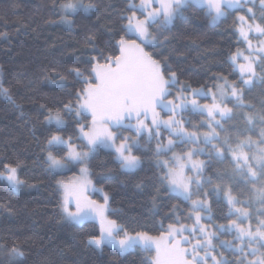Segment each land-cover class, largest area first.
Returning <instances> with one entry per match:
<instances>
[{
	"label": "trees",
	"instance_id": "1",
	"mask_svg": "<svg viewBox=\"0 0 264 264\" xmlns=\"http://www.w3.org/2000/svg\"><path fill=\"white\" fill-rule=\"evenodd\" d=\"M83 1L95 7L88 14L69 16L71 27H65L58 21L64 16L60 5L66 0H0V83L10 97L0 96V172H5L6 165L16 167L23 182L13 189L0 180V264H153V252L140 246L120 253L107 244L100 249L88 244L90 237L99 235V224L68 223L60 207L59 182L75 176L76 171L55 173L45 159L47 140L52 135L83 148L78 139L79 120L64 105L71 103L75 109V93L86 86L83 81L90 77L95 62L104 63L106 57L119 55L117 42L121 36L127 39L130 35L124 31L125 17L133 12L139 19L144 16L130 7L141 0ZM240 14L244 9L227 11L213 24L206 9L190 4L167 28L152 24L150 34L156 43L145 46L161 61L165 76L175 73L178 84L187 89L215 88L225 77L242 89L245 106L234 107L229 138L224 136L219 141L222 145L228 140L233 148L250 134L257 139L264 127L257 121L249 130L251 126L244 119L245 114L264 115V79L252 88L245 87L230 60L244 47L237 33ZM76 70L82 73L80 77ZM50 113H59L66 124L59 128L48 125L45 117ZM185 114L196 120L206 117ZM82 121L88 123L89 118L83 116ZM186 127L192 130L191 125ZM154 151L137 150L141 165L126 172L120 169L113 152L99 150L90 157L88 168L95 185L109 195L110 219L132 234L146 232L155 237L178 218L190 220L191 206L162 182L166 171L156 164ZM203 160L207 165L204 176L212 179L207 189L212 224L227 225L236 218L229 215L228 204L212 193L216 185L230 187L241 201L240 207L264 219L258 215L261 205L251 199L252 186L240 175H233L230 153L223 160L211 155L203 156ZM234 235L221 233L228 238ZM15 247L24 252L23 258L10 255ZM224 252L229 264H240L238 254Z\"/></svg>",
	"mask_w": 264,
	"mask_h": 264
},
{
	"label": "snow or ice",
	"instance_id": "2",
	"mask_svg": "<svg viewBox=\"0 0 264 264\" xmlns=\"http://www.w3.org/2000/svg\"><path fill=\"white\" fill-rule=\"evenodd\" d=\"M252 2L253 0H141L139 10L144 14V19L136 18L135 12L131 17H125L128 22L124 31L126 35H130L127 39L121 36L117 42L119 55L106 57L104 63L95 62L91 67L90 77L83 81L86 86L75 93L77 100L75 109L71 103L64 105L68 113L74 111L77 117L82 113L91 117L90 123L78 121V139L83 142V147L87 151L79 150L77 145L60 135L50 136L47 140L45 159L49 168L54 171L63 170L70 164L86 163L90 153L97 148L113 150L120 169L134 171L140 166L141 160L132 149L137 147L139 142L131 137L123 136L122 129H131L137 136L147 132L149 140L153 137L159 138L161 129L167 130L169 134L167 144L157 143V155L170 151L177 141L196 145L182 155H173L171 158L173 167H169L168 161H164L161 165L167 169L162 182L167 181L171 191L182 196L184 200L191 201L189 219H193L194 223L191 227L184 225L177 227L169 224L166 232H162L158 237L150 236L146 232L132 234L116 220L108 219L106 215L110 210L108 196H104L103 204L91 200L88 196L91 181L88 179L87 167L80 169L82 177L80 180L70 185H61L64 198L60 207L66 220L77 224L88 218L99 221V235L90 237L88 244L96 248H102L107 244L118 249L120 253H125L137 246L146 250L155 248L154 264H207L214 250L213 240L218 239L217 232H234V239L240 242L239 247H236L233 241H220L221 246L225 248L243 253L244 248L249 247L252 254L258 250L252 248L253 244L264 248V219H258L254 229L251 224L244 227V221L250 219L251 213L247 207H236L241 201L232 195L230 187L216 185L212 188V193L217 196L223 194L229 206V215H234L236 219H230L227 225L216 226L214 231H209L207 226L201 224V212L209 210L206 199L209 193L202 192V189L204 184L211 185L212 179L203 177L206 163L203 160L195 161L193 157L204 154L206 150L220 160L226 158V153L231 154L234 165L233 175H240L252 186L251 199L261 205L262 210L258 211V215L264 217V127H261L256 140L248 136L239 140L235 148L229 145L227 140L223 141L222 145L213 143L214 140L220 139L216 131L217 127L222 128L220 121L232 119L233 109L227 106L226 101H234V107L237 108L245 106L242 89L235 83H229L225 77L220 78L223 83L216 86L215 92L211 89L208 92H204L203 89H191L188 95H185L186 86L181 89L175 99H168L171 95L170 88L176 84L175 73H170L166 77L161 61L155 59L144 47L155 43V39L149 33V27L152 24H159L161 29L167 28L177 16L183 14V9L190 3L202 6L207 10V15L216 21L224 17L227 10L240 9L244 4ZM259 2L261 11H264V0ZM94 7L95 5L91 3L83 4L81 0H75V2L66 0L60 5L64 12L62 20L66 24L71 23L70 15H76L81 11L88 13ZM247 11L251 14L249 18L255 20L252 8H248ZM238 19L242 24L246 23L244 16ZM239 31L243 40L248 42L251 48L249 33L254 32L264 36V23L247 24V30L241 27ZM239 55H241L239 52L233 55V62ZM262 58H264V46L257 49V60ZM244 59L247 63L239 66L241 82L245 87H251L257 79L254 68L257 60L251 59L250 56H245ZM81 75L82 73L76 70V76ZM208 95H211L212 102L201 104L198 97ZM0 96L10 99L8 90L2 83H0ZM187 110L206 115L209 131L202 134L198 131H189L181 116ZM161 111L167 114L166 119L161 117ZM149 116L150 125L145 122ZM217 116L220 119H217ZM244 119L251 126L249 130L255 127L257 121L264 125V115L245 114ZM45 121L49 124L54 123L57 128L64 123L59 113H50L45 117ZM173 137L176 139L174 140ZM201 143L206 148H200ZM54 153L64 154L61 156ZM185 168L193 171L194 175H185ZM0 180H5L13 189L19 188L23 183L17 176V168L11 165H6L5 172H0ZM201 194L204 199H193L194 196L199 197ZM70 205H74V210ZM185 232L193 237L198 233L199 238L192 244L189 237L184 235ZM187 244L192 245L191 250L184 246ZM200 251H204L203 257L199 255ZM10 255L23 258L24 252L19 247H15ZM211 260L213 264H229L223 254H220L219 258L211 255ZM240 264H244V261L241 260ZM248 264H264V259L249 261Z\"/></svg>",
	"mask_w": 264,
	"mask_h": 264
},
{
	"label": "rangeland",
	"instance_id": "3",
	"mask_svg": "<svg viewBox=\"0 0 264 264\" xmlns=\"http://www.w3.org/2000/svg\"><path fill=\"white\" fill-rule=\"evenodd\" d=\"M73 2H75V0H73ZM81 2H82L83 4H87V3H85L83 0H81ZM140 2H141V1H140ZM140 2H139L138 4H134V3H132L130 7H131L132 9H135V10H138L139 12H141V11L139 10ZM190 4H192V5H197V4H195V3H190ZM190 4H189V5H190ZM187 6H188V5H187ZM187 6H186V7H187ZM197 6H200V5H197ZM200 7H202V6H200ZM248 8H252L253 12L255 13V20H252V19L249 18V17L251 16V14L248 13V11H247ZM240 9H241V10L244 9V14H240V15L238 16V18H239L240 16H244V17H245V21H246V23L242 24V22L238 19L237 33H238V35H239V37H240L242 43L244 44V47H243L242 49L237 50L236 52H234V53L230 56V60H231V62L233 63V65H234L236 71L240 74V78H241V71H240V67H239V66L242 65V64H246V63H247V61H245V59H244L245 56H250L251 59H253V60H257V49H258V47H260V46H264V36H260L259 34H256V33H254V32H250V33H249V39H250V41H251V48H250L248 42L244 41L243 38L241 37L239 29H240L241 27H244L245 30H247V24L264 23V22H263L264 19H262V18H264V11H261L259 0H253L252 3L244 4V6H243L242 8H240ZM232 10H237V9H229V10H227V11H232ZM81 12L84 13L83 11H81ZM62 13L64 14L63 11H62ZM88 13H90V12H88ZM88 13H85V14H88ZM226 14H227V12H226ZM226 14H225V15H226ZM132 15H133V14H132ZM70 16H71V15H70ZM135 16H136V18H137V13H136V12H135ZM177 17H178V16H177ZM177 17H176V18H177ZM224 17H225V16H224ZM224 17H222V18H224ZM222 18H220V19H218V20H216V21H213L212 18H211V22H212L213 24H215V23L219 22ZM69 19H70V18H69ZM138 19H139V18H138ZM142 19H144V16H143ZM70 21H71V19H70ZM174 21H175V20H174ZM174 21H173V22H174ZM173 22H172V23H173ZM58 24H61V25L65 26V27H71V23H68V24L64 23L63 20H62V17H61V19H59ZM149 33H150V27H149ZM155 43H156V41H155ZM155 43H154V44H155ZM154 44H150V45H154ZM145 46H146V45H145ZM145 46H144V47H145ZM145 50H146V49H145ZM237 52L241 53V55H239V56L237 57V59L235 60V62H233L232 57H233V55H235ZM254 68H255V71H256V73H257V79L255 80V83H256V82H259V79L264 78V58H262V59H258L257 62H256V64L254 65ZM175 77H176V76H175ZM244 78L246 79L247 77L245 76ZM229 83H231V82H229ZM255 83H254V84H255ZM220 84H221V83H220ZM254 84H253V85H254ZM253 85H252L251 87H247V88H252ZM182 88H185V86H184V85H179V84H178V81H177V78H176V84L170 88L171 95L168 97V99H175V97H176L178 94H180V91H181ZM201 89H203L204 92H208V91L210 90V89H204V88H201ZM190 90H191V89H187V91H185L184 94H185V95H188V92H189ZM211 91H213V92L217 91V87H215V88H211ZM189 98H191V97H189ZM198 100H199V102H200L201 104H205V103L210 104V103L212 102V100H211V95H208L207 97H198ZM226 103H227V106H228L229 108H232V109H233V114H234V103H235V102H234V101H226ZM244 104H245V103H244ZM157 111H160V109H157ZM186 112H190V113H198V112H192L191 110H187V111H185V112H183V113L181 114L182 118H183L184 121H185V127H186L188 124L192 126V130H190V129H188V128L186 127L189 131H198V132L201 133V134L204 133V132L209 131V129H208V127H207L208 118H207L206 115H205L206 117H204L203 119L196 120L195 118H193V117H189L188 115H186V114H185ZM198 114H200V113H198ZM160 115H161V117L164 118V119L167 118V114H166L165 112H163V111L160 112ZM83 116H86V114H83V113H82L79 117H77L78 120H79L81 123H83V121H82ZM86 117L89 118L88 123H90V121H91V117H90V116H86ZM232 117H233V115H232ZM178 118H181V117H178ZM217 119H220V117L217 116ZM63 121H64V123H63V125H62L61 127H63V126L66 124L64 119H63ZM231 121H232L231 119L221 120V121H220V123H221V125H222V128H221V127H217V128H216V131H217V133L219 134V138H220V139H219L218 141L214 140L213 143H216V144L219 145V141H220L221 139H223L224 136H226L227 138H229L228 134H229V127H231ZM145 122L148 123V124L150 125V122H151V118H150V116H149V119L146 120ZM46 123H47V122H46ZM47 124H48V125L56 126L54 123H53V124H49V123H47ZM133 124H135V121H133ZM164 131H167V130H165V129H161V130H160V133H161V134H160V137H159V138H155V137H153L151 140H149V137H148L147 132L141 134L140 136H137L136 133H135L133 130H131V129H122V130H121V134H122L123 136H128V137H131V138H133V139L138 140L139 145H138L137 147H133V149H132L134 154H135V152H136L137 150H140V149L145 150V151H148V150H150V149H154V150H155V151H154V152H155V155L158 156L157 159H156V161H155L156 164H157L158 166H161L162 163H163L164 161H168V162H169V167H173V165H172V159H171V158L173 157V155H177V156L182 155V154L186 153L187 151H189L190 149L196 147V145H193V144H187V143H181V142L177 141L176 144H175V146H174L170 151H168V152H166V153H162V154H160V155H157V154H156V145H157V143L160 142V143H162V144H167V141H168V138H169V134H168V133L165 134ZM249 136H251L253 140H256V139L254 138V136H252L251 134H250ZM64 139H65V138H64ZM173 139L175 140L176 138L173 137ZM65 140H69V139H65ZM227 141H228V140H227ZM70 142L73 143L72 140H70ZM117 143H119V141H117ZM130 143H131V141H130ZM73 144H74V143H73ZM228 144L230 145L229 142H228ZM75 145H76V144H75ZM77 146H78V145H77ZM199 147H200V148H206V146H205L204 144H202V143L199 145ZM78 148H79V147H78ZM183 149H185L186 151H182ZM79 150L87 151V149L84 148V147H83L82 149L79 148ZM99 150H108V151H111V152L114 153V151L111 150V149H107V148H97L94 152L90 153V155H89L88 160H87L86 163H83V164H79V163L70 164L67 168H65V169H63V170H60V171H54V170H52L53 172H55V173H60V174L67 173V172L72 173L73 171H76V173H77L75 176L69 178L68 180H62V181L59 182V190H60V192H61V198H62V200H63V198H64V191H63V188L61 187V185H63V184H69V185H70V184H73V183H75L76 181L80 180V179L82 178V177H81V173H80V169H81L82 167H87V168H88V161H89L90 157H91L93 154H95L97 151H99ZM114 154H115V153H114ZM203 156H210V154H209V153L207 152V150H206L204 154H201V155H198V156H194V157H193V160H195V161L203 160ZM211 156L215 157L214 155H211ZM215 158H216V157H215ZM203 161H204V160H203ZM204 162H205V161H204ZM140 165H141V163H140ZM139 167H140V166H139ZM139 167H138V168H139ZM164 169H165V168H164ZM135 170H136V169H135ZM204 170H205V168H204ZM204 170H203V177H205V176H204ZM165 171H167V169H165ZM126 172H128V171H126ZM184 174L187 175V176H192V175H194V172H193V171H190V170L187 169V168H185V169H184ZM88 179L91 181V185H90L89 192H88V196H89V198H90L91 200H93V201L99 203V204H103V203H104V196L107 195L108 198H109V195H108V193H107L103 188L98 187V186L95 185V183L93 182V180H92V178H91V176H90L89 168H88ZM165 183H166V185L168 186L167 181H165ZM168 188H169V186H168ZM193 188H195V186H193ZM92 189H98L99 191H93ZM207 189H208V184H204V185H203L202 192H208ZM169 190H170V189H169ZM170 191H171V190H170ZM171 192L177 194L176 192H173V191H171ZM94 194L99 195V198L96 197ZM177 195H178V194H177ZM232 195H233V194H232ZM179 196H180V195H179ZM216 196H217V195H216ZM233 196H234V195H233ZM180 197H182V196H180ZM218 197L222 198V199L226 202V200H225L223 194L219 195ZM182 198H183V197H182ZM196 198L204 199V197H203L202 194H201L199 197H197V196H194V197H193V199H196ZM183 199H184V198H183ZM206 199H207V207H208L209 210L204 211V212H201V216H202L201 224L207 226V228H208L209 231H214L215 228H216V226H218V225H216V224H212V223H211V219H208V217H211V215H210V206H209V194H208V196H207ZM188 202H189V204H190V206H191V201H188ZM226 203H227V202H226ZM70 207H72V209L74 210V205H70ZM108 207H109V209H110V199H108ZM236 207H240V206H239V205H236ZM61 211H62V210H61ZM109 211H110V210H109ZM109 211L106 213L108 219H110V217H109ZM190 213H191V208H190V211L188 212L189 216H190ZM62 214H63V212H62ZM63 217H64V214H63ZM235 219H236V218H235ZM258 219H262V218H260V217H258V216H254V215L251 214L250 219L244 221V227H248V225L251 224L252 227H253V229H254L255 226H256V222H257ZM64 220H65L66 222H68V223H73V222H70V221L66 220L65 218H64ZM86 222H94V223L99 224V221H98V220H96V219H92V218L85 219L83 222H81V223H79V224H77V223H73V224H76V225H82V224H84V223H86ZM193 223H194V220H193V219H190V220H188V221H186V222H183V221H181L180 218H178V219L176 220V223H174V225H176L177 227H179L180 225H184V226H187V227H191V226L193 225ZM166 230H167V228H166ZM166 230H165V232H166ZM160 235H161V234H160ZM160 235H159V236H160ZM184 235H186V236L189 237V240L192 241V244H194V243L196 242V239L199 238V234H198V233L196 234L195 237L189 235L188 232H185ZM217 236H218V239H214V240H213L214 250L211 252V255H215V256H217V257L219 258L220 254H223L224 258H227V253H225L224 250H226V251H233V252H235V254H238V255H239L238 260H240V261L243 260V261H244V264H248L249 261H255V260H257V259H264V248H261V247H259L258 245H255V244L252 245V248H257V249H258L257 252H256L255 254H252L251 249H250L249 247H245V248H244V252L241 253V252L236 251V250H234V249L225 248V247L221 246V244H220V241L228 240V241H233V244H234L236 247H239L240 242H239V241H236V240L234 239L235 235H234L233 237L228 238V237L221 236V233H220V232H217ZM155 237H158V236H155ZM184 246H185V247H188L189 250H191V246H192L191 244H187V245H184ZM94 247H95V246H94ZM98 249H100V248H98ZM130 250H132V249H130ZM130 250H129V251H130ZM150 251L153 252V255H152V257H151V258H152L151 261H152V263L154 264L155 257H156L155 248H153V249L150 250ZM127 252H128V251H127ZM125 253H126V252H125ZM199 255H200L201 257H203V256L205 255L204 251H200V252H199ZM211 255L209 256V258H208V260H207V264H213V262H212V260H211ZM189 258H190V257H189Z\"/></svg>",
	"mask_w": 264,
	"mask_h": 264
}]
</instances>
